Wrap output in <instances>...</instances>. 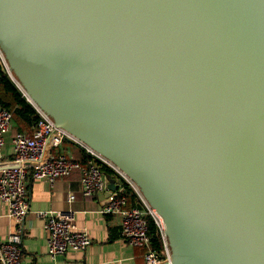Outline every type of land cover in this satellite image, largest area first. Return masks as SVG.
Segmentation results:
<instances>
[{
  "label": "water",
  "instance_id": "obj_1",
  "mask_svg": "<svg viewBox=\"0 0 264 264\" xmlns=\"http://www.w3.org/2000/svg\"><path fill=\"white\" fill-rule=\"evenodd\" d=\"M0 49L138 185L172 264H264V0H0Z\"/></svg>",
  "mask_w": 264,
  "mask_h": 264
},
{
  "label": "built area",
  "instance_id": "obj_2",
  "mask_svg": "<svg viewBox=\"0 0 264 264\" xmlns=\"http://www.w3.org/2000/svg\"><path fill=\"white\" fill-rule=\"evenodd\" d=\"M0 58L5 64L7 73L17 82L9 71L8 64L0 49ZM30 102V101H29ZM34 106V105H33ZM35 107V106H34ZM39 114L36 133H17L12 142L14 156L8 159L4 155L6 135L11 128L14 113L3 106L0 101V201L8 206V216L14 221L15 229L9 237L0 241V264H23L22 239L26 230V218L30 213L27 199V179H44L51 185L59 177H68L76 169H80L82 193L85 197H93L108 188L105 168H110L133 191L141 206L129 207L123 190L111 192L100 213L104 215H119L122 221L121 235L131 246L147 247L145 264L171 263L172 257L168 239L164 235V224L160 216L145 200L138 185L118 166L101 153L90 148L69 131L56 127L52 119L42 110L35 107ZM67 138L85 148L89 158L85 163L73 160L66 155L52 156L51 150L57 147L61 139ZM74 201L70 194L68 202ZM75 211L72 209L59 211H40L38 216L45 218L44 228L47 232V254L55 259L69 250H86L92 241L88 233L77 227ZM152 215L160 228L163 251L159 254L151 248L147 215Z\"/></svg>",
  "mask_w": 264,
  "mask_h": 264
},
{
  "label": "crops",
  "instance_id": "obj_3",
  "mask_svg": "<svg viewBox=\"0 0 264 264\" xmlns=\"http://www.w3.org/2000/svg\"><path fill=\"white\" fill-rule=\"evenodd\" d=\"M8 109L14 113V118L6 135L3 150L5 157L11 159L14 156L12 142L14 136L20 132L34 135L38 127L39 114L36 119L35 116H29V114L27 117L16 113L13 106ZM83 149L79 144L63 138L50 153L56 157L66 155L70 159L85 163ZM108 172L105 170L108 188L93 197H85L82 193L80 169H76L68 177H59L53 185L44 179L37 180L32 176L28 177L27 199L30 213L25 221L26 230L22 239L23 264H145V253L148 248L131 246L122 237L120 216L100 213L108 195L114 191L123 190L129 207L141 206L137 195L127 188L114 172L110 171L109 178ZM70 194L74 195V201L71 204L68 202ZM67 209L75 211L77 227L88 233L92 244L86 250H69L66 254L52 259L47 254L45 218L38 216L37 213ZM14 229V221L8 216V206L0 201V241L6 240Z\"/></svg>",
  "mask_w": 264,
  "mask_h": 264
},
{
  "label": "trees",
  "instance_id": "obj_4",
  "mask_svg": "<svg viewBox=\"0 0 264 264\" xmlns=\"http://www.w3.org/2000/svg\"><path fill=\"white\" fill-rule=\"evenodd\" d=\"M1 93H4L6 95V98L1 95ZM0 101L2 102L3 106L10 108L14 107V110L16 113H20L22 115L29 114V116H35L37 117V112L35 110V107L27 97L20 93L15 86V83L13 80L8 76L7 70L5 65L3 64L2 59L0 58ZM27 116V117H29ZM85 153V161L89 158V154L83 149ZM88 157V158H87ZM87 158V159H86ZM105 170H108L109 172H113L110 168H105ZM147 221L149 223V236L152 240V248L156 250L159 254L163 251V244L162 239L160 235V228L157 223V221L154 219L152 215H147Z\"/></svg>",
  "mask_w": 264,
  "mask_h": 264
},
{
  "label": "rangeland",
  "instance_id": "obj_5",
  "mask_svg": "<svg viewBox=\"0 0 264 264\" xmlns=\"http://www.w3.org/2000/svg\"><path fill=\"white\" fill-rule=\"evenodd\" d=\"M1 95H2L3 97H5V98H6V95H4V93H1ZM107 175L110 177V176H111V173H110V172H108V173H107Z\"/></svg>",
  "mask_w": 264,
  "mask_h": 264
}]
</instances>
